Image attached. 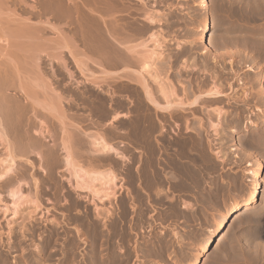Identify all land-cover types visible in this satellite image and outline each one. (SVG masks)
<instances>
[{"label":"bare ground","instance_id":"1","mask_svg":"<svg viewBox=\"0 0 264 264\" xmlns=\"http://www.w3.org/2000/svg\"><path fill=\"white\" fill-rule=\"evenodd\" d=\"M182 1H184V3L186 4V2L188 3V1L190 0H182ZM195 1L196 2L193 3V6L198 7V9H200V12L202 13V16H200L201 17L200 18L201 27L199 29L197 28L198 29L197 31L202 32L203 34V32L209 30V18H210L209 11H210V5H211L212 0H195ZM151 2L152 3H149V0H0V150L3 151L2 153L3 157L0 159V162L3 163L0 166V192L7 193V195L12 196V197L17 195L18 193H20V195H23L24 191L22 189V186L31 185L34 188L35 192L32 194L31 191L27 189L29 187H27L26 188L27 192L26 194H24L22 202H25V203L32 202V203H35L34 207L36 206L38 207L39 206L38 198L41 194L40 192L43 190L45 193L44 188L40 191L41 184L43 185L45 183L43 181L45 179L42 180L40 176H43V178H45L46 176L48 179H54L52 177L54 175L51 176V174H53V172L57 168L61 167V169H63V171L67 172L68 174V178H66V181L71 184L72 190L75 193L77 192V194H75L77 196L76 198L74 197V199L77 200L78 198L82 200L83 206H84V202L89 203L92 206V207H90V205L84 206V210H82V213L80 214L78 218L79 225H80V229H78V231H81L83 235L87 234L88 237H95V235L97 234L96 231L98 229L96 230V228L98 226L97 224L98 221H96V219H98L99 217L102 219L109 218L112 214H114V210L116 211V209L112 207L111 201L114 199H117L118 197V194L115 190V182L117 181L118 177L114 174V172L110 168H107L106 170L99 171V172L98 171H87V170L88 169L92 170V167H93L92 164H95L96 162L98 163L100 161L107 162L108 160H110V155L116 156L120 159L123 158L127 160V162H129V160L131 161L130 158L135 157V156H130V158L126 157L125 155H123L122 151H120L118 148L112 145L111 140L114 139V137H112L114 136L113 132H111L112 130H109V128L105 129L103 132L99 130V128L100 129L102 128L101 124L103 123L104 120H108L109 123L117 121L118 125L116 127L124 128L125 130L124 133L126 134L125 138H127L128 136L129 138H131L133 142H135V144L139 145L142 149L144 148V151L143 150L142 151L146 155L143 153V155H145V159L142 158L144 159V162H143V166H141L143 168L141 169L143 170L142 172L143 174L142 173L141 174L145 176V179H144L146 181V183L144 181L145 185L147 184L149 186V187L147 186L148 188L146 189H149L150 187H153L155 185L157 186V184H160L161 186V184H164V183L166 184L167 182L173 183L177 186L181 182L182 183L184 182L186 184L185 179L187 180V177H190L191 179V177L195 175V173L197 172L196 167L198 166V163L196 164L195 160L199 159L197 158L199 156L198 155L199 151L197 152V149H196L198 148L199 143L198 145H196L197 147L193 144L192 146H190V144L184 139L186 135L185 133L181 134L182 136L183 134H185L183 137L180 135L182 138L178 136L179 133L177 131L179 130V128L183 126L184 130L186 131L188 130V132L192 131V133L196 135V140L197 138L200 139V137H201V140H204L208 136L202 139V136H203L202 134H204L205 136V133L206 135L207 133H211V135L214 136L213 140L214 141L216 140V142H213L212 139L211 140L207 139V142L205 143L206 145L205 149L207 148L209 149L212 147V145H215L217 143L218 147L216 148L217 150L215 151V155L221 160H224L225 159L224 155L226 152H223L224 144H225L223 140H225L226 138H224L225 135L223 134V132L226 131L225 129L228 128V124H229V122L225 118V116H227L226 112H228V110L225 109L226 108L225 105L228 106V104L229 105L233 104L237 106L239 104L244 103L247 96L250 98L249 92H246L247 94L244 92H243L244 94L242 93L244 95V98L242 97V95H241L242 98L239 97L240 93H237L236 92L237 90L234 89L236 86L232 88V85L234 84L233 79H230V81L228 80L224 81L226 80L225 77H217L219 76L220 73H223V71H225L224 68L226 67H224V65L228 60L226 61L224 58H222L223 56L222 57H218V56L215 57V56L217 54L221 55L222 53L223 55L224 54L226 55V53L229 54L228 52H231L232 50L238 54L241 52V50L243 51V49L233 48V49H230L231 50L230 51L228 50L229 47L224 48L225 45H223V49H217V47L215 46L222 45L218 41L216 45H215L216 41L213 42L215 48L213 47L214 49H212L210 48L211 45H209V44H212V43H209V41L210 42L213 41V40H210L211 38L210 39L208 38V40L206 41L205 39L206 37L203 39V37L200 38L199 36L197 37L196 35L198 39L200 38L202 42L204 41L203 44L200 41V43L204 47H201L202 45L200 46L198 44L199 47H201V50L203 49L201 51L199 48L201 53L204 54L208 51V56L207 57L205 56L207 59H204L205 62L202 60L203 62H200L202 63L201 66L198 65L199 58L198 60H196L198 64L196 61L193 62V60L196 57L195 55H192L194 50H196L194 49L192 51V48L194 46L193 47L191 46L193 44L191 46L184 47L183 45L185 41L180 42L178 40L179 43H177L174 49L168 48L169 46L168 43H171V41L165 37L166 35H164V33L167 34L164 31L165 29L163 27L160 28L161 27L160 25H162L163 22H166V24L168 22L169 24L175 23V22L180 23V21L176 19L175 20L171 19V21H167L166 17H167L168 12H171L173 9H180V10L182 9L183 11L185 9L184 13L188 14L190 12L189 11L190 9L188 10L189 6L185 7L179 4L178 2H176V4H172L173 2L172 3L167 2L164 4L165 0H151ZM244 3H246V1ZM249 3H248L249 6L252 5ZM159 4L161 6L163 5L166 8V12H163L162 10H158L156 8V6H159ZM241 6H243V2ZM252 7L250 6L249 9H251ZM178 12L179 11L177 10V12L175 11V13H172V14H176ZM177 15L180 16L181 14L180 15L177 14ZM189 15L191 14L189 13ZM180 19L182 20V16ZM233 24H231V26H233ZM178 27L176 28L180 30ZM173 28L174 27H172V30H175ZM180 28H183V27H180ZM190 28L193 31V28L192 27ZM185 30L187 34L192 33V32H189L190 29L188 31L187 29ZM216 30L217 29H215V31ZM168 31L170 32V29ZM176 32L178 31L176 30ZM176 32L174 31V33ZM174 33L171 32V34H167V35H173ZM183 33H182V37H183ZM211 33H212L211 35L213 36L214 31ZM225 34L227 33L225 32ZM223 36L225 35L223 34ZM247 36H253V35H247ZM261 36L263 37V35H260L258 37H261ZM191 37L192 36H190V38ZM219 37H221V35H219ZM229 37H232V36H229ZM241 37L243 36H240V39ZM262 37L260 38V41L261 39L263 40ZM217 38L218 36L216 37V39ZM224 38L226 39V41L224 40L223 44H225V42L230 43L229 41H227L228 38L226 37ZM179 39H182V38H179ZM235 39H238V38H235ZM235 39L234 41H236ZM244 39L246 38H243V40ZM219 40L222 41L223 39L222 40L219 39ZM247 40L248 39H246V41ZM239 42H241V40ZM238 44L239 43L237 42V45ZM258 44L259 42H257V45ZM198 45L196 47H198ZM257 45L254 44V46H257ZM262 45L264 46V44ZM246 46H248V44ZM258 46H260V44ZM235 47H236V42H235ZM248 47H251V45ZM220 48L222 47L220 46ZM244 52L243 54L245 55ZM254 52H255V49H254ZM254 55L256 56V53ZM199 56L202 57L201 55ZM258 56L260 59L261 58L264 59V51L261 50ZM248 57L250 58L251 56H247V58ZM202 58H204V56ZM253 59L255 58L253 57ZM260 59L259 61H262ZM242 60H243V57H242ZM250 60L252 62V59ZM242 62H244V60ZM251 62H249L250 65H252ZM252 63H255V61H253ZM238 64L240 63L238 62ZM238 64H236V62L234 63V65H238ZM202 65L204 66L202 67ZM263 65L264 64H262V67ZM195 66L197 67V69L199 67H202V69L200 68L201 71L202 72L206 71L207 74L205 73L204 75H207V76L204 77L202 75H196L198 77L201 76L203 78L199 80L198 79L195 80V76L193 74L194 76L192 77L193 80L189 81L186 79L191 76L186 75L187 77L185 78L184 77L185 74H183L184 75L183 77L185 78L184 81H187L186 83L188 84L186 83H185L186 85L184 84V87L181 88L182 92L181 91L177 92L175 89L176 85L174 86V83L176 84L178 83V85H180L179 82L181 80L183 81V77L181 78L182 76L181 73L183 71H187V72H190L191 70L193 71V69L196 68ZM247 67L249 71L250 70L254 71V69H252V66L250 67L248 65ZM259 67L261 66H258V68ZM230 70H232L231 67H230ZM194 71H196V74L200 72V71L198 72L196 69H194ZM239 77L240 78H234L235 80H237L236 82H238L236 83V85L237 86L240 85L239 87H242V88L246 87L244 86L245 85L244 81L246 80L242 81L241 76ZM179 78H181L180 81H179ZM250 80L251 78L249 79V81ZM262 80L264 81L263 75L257 76L253 82L257 83V85H259L258 82H260V85H261ZM104 85H107L108 87L107 90L104 89L103 87ZM225 85L227 86L229 90L231 89L230 92L224 91L225 88L223 90V87ZM251 85L253 84L248 85V87ZM179 87H181V85ZM255 87H258V86H255ZM260 87L264 88V85ZM257 89L258 88H256L255 90L254 88L255 91L254 90L253 91L255 93L253 91L251 92H253L254 95L258 94V96H255V97L253 95L252 96L255 99L257 97V100H260L261 102V100L264 98V94L260 90H257ZM233 91L234 93H232ZM240 91H241V88H240ZM176 92L177 93L181 92L182 94L179 95ZM65 97H68V98L65 99ZM114 99H115L114 101L115 103L113 104ZM256 102H259V101H256ZM251 103H252V100L250 101V105ZM65 104L67 107L65 106ZM262 105L263 104H261V106ZM257 106L258 105L255 106V109L251 111L250 114L255 115L257 112L260 114L262 118H264V111H262ZM81 107L86 108L88 110V113L82 116H79V114L77 115L76 111H78ZM245 107L247 109V106ZM67 109L71 110L72 112L70 117L67 116ZM195 111H197V113L199 111V113H201V117H197L198 115L196 116V114L194 115ZM235 112L233 113L236 114L237 112L236 113ZM234 114H232L233 117H234ZM232 116H230L231 119H232ZM250 116L249 115L246 116L247 117L246 119L244 116L243 118L245 119L243 121L244 128H246L248 124L253 123L251 120L252 117L250 118ZM176 119L179 121L176 122L175 121ZM235 123H236V120H235ZM189 124H191V126ZM90 127H95L97 130L92 131V132L91 131L87 132L88 128ZM232 127L230 128L231 136L235 133H238V130ZM83 128H85L86 130ZM153 132H155L156 134L155 133L153 134ZM167 132H169L170 135H168ZM189 133L192 135L191 132ZM258 133L259 134H256L254 136L252 135L250 140L248 139L249 140L248 143L246 142L247 146H249L250 148H254V147L264 148L262 147L264 146V131H262L261 133L260 132ZM156 136L158 137V140H156L158 142L156 145H153L155 141L154 142H151V141L155 140ZM49 140H51V144H48L46 142ZM192 140L195 141L193 138ZM127 144L130 147L131 143L127 142ZM159 145L161 147H159ZM205 145H203L202 147H205ZM132 149L133 148H131V150ZM160 150H163L164 152H166L165 154L166 157L163 159L165 163L167 164V166L169 167L168 169L171 168V170H166L165 171L166 173L160 170L162 169V167H160L159 164L160 165L162 164L161 163L158 164L159 162L158 156L162 154L159 152ZM193 150L196 151V154L191 155ZM135 151L140 153L141 149L139 150L135 149ZM156 152L159 154L158 156ZM179 152L184 153V154L188 153L192 157L188 156V154L187 155L183 154L185 157L188 156L191 159H189V161L183 160L184 158L180 160ZM200 155L202 156V154ZM195 156L197 159H194ZM207 160L209 159L207 158ZM22 162H24L25 164L28 163L29 168L31 169L30 172H28L29 168L27 167V165L25 166V164H23ZM81 162L86 164L88 168L87 170L83 168V165L81 164ZM134 162L132 161V163ZM184 162H187V163H184ZM129 166L130 167L127 166L128 169L133 168L131 167V163L129 164ZM137 167L134 166V168H137ZM134 168L133 170H135ZM198 168L199 167H197V169ZM130 171H129L130 175H132L133 172L135 174V171H132V173H130ZM259 171L260 170L257 168L256 171L253 173L254 181L256 180L254 182V189L247 196H245L242 201L236 200L237 202H235L230 207L228 214H223L222 216L218 217L217 220H215L214 223H216L217 226L222 225V228L219 234H217V236L212 240L210 244L207 241L202 246L203 250H209L212 247L213 249H217V250L220 249L221 253H223L222 248L225 247L226 243H228L227 241L229 239V235L232 231L233 226L236 223H238L241 219H243L244 217H249L247 219H250L249 221L251 222L254 221V219H252L255 216L253 214L254 213L253 208L258 202L259 197L263 195L261 184L259 183L257 179L259 177V173H260ZM37 173H39L40 175L39 180L37 179L38 177L34 178L35 174ZM205 173H206V170H205ZM198 176L199 175H197V178H199ZM182 177L185 179H183ZM140 178H142V176ZM180 178H181V182L179 181ZM130 179H131V182L132 181L135 182V179L132 180L133 178H129V183H130ZM136 179L138 180V178ZM190 179L188 178V181ZM200 180H201V177H200ZM192 181L193 180H191L190 182ZM193 182L190 185L193 186ZM202 182L203 181H201V183ZM96 184H99V186L97 187ZM132 184L134 185L132 186ZM135 184L136 183H131V186L141 187V184L139 185L137 184L135 185ZM187 185H188V182H187ZM69 188L66 191L69 193V195L71 194L73 196V191ZM158 188L160 190L156 189V187H155V190H153V188L151 189L153 192H157V194L159 193V191L160 192L164 191L160 187ZM182 188H185V186H183ZM200 188L199 190H201ZM203 188L205 187L203 186ZM139 189L140 188H138V190ZM135 190H133L134 193H135ZM137 191L135 194L132 192L134 199H135V195H137V193L139 192ZM144 191H146L145 187H144ZM152 191L151 193H153ZM165 191L162 193L163 195ZM79 193H85V195H82ZM148 193L149 192L147 191V195ZM151 193L149 194L150 195L149 198H152ZM138 194L140 195V193ZM139 195L138 197L140 198L143 194L141 196ZM169 197L164 195L163 198H165L166 200L168 198V200L171 201V202L169 201V203H172V200H171L172 197L171 196ZM159 199L161 198L159 197ZM121 200L122 199H120V201ZM125 200L126 199H124V201ZM143 200L145 201V199ZM143 200L142 201L138 200V201L143 203ZM106 202L109 205L108 207L105 206ZM139 202L138 204L140 206ZM126 203L124 205H126ZM128 205L129 203L127 204V206ZM189 205L190 204H186V202L183 203V205L181 206L182 208L181 212L183 210H191L195 212L194 208H191ZM124 208L126 207L124 206ZM133 208L135 209V207ZM262 211L264 212V209ZM31 213H32L31 211L27 212L26 214L27 217H30L28 216V214L30 215ZM190 214H187V217L188 215L190 216ZM192 217H193V214H192ZM257 219L258 217H256L255 218L256 221H254L256 224H257V221H260L259 219L258 220ZM184 223H186V221H184ZM260 223L262 222H259L258 224ZM118 229L119 228H117V230ZM255 229L256 227L253 230L254 232H255ZM123 231H125V229ZM214 231L215 230H212V234L214 233ZM124 233H126V231ZM173 235L175 236L174 238L176 239V241H179L180 239H182L177 234V232H175V230L173 232ZM261 235H262L261 229L259 228V229H256V232L253 234V237L258 238V237H261ZM246 237H244V240H243L244 242L242 241L243 243H246V240H247L245 239ZM8 239L9 237L7 238V240ZM83 239L81 238V240ZM152 239L149 241H152ZM250 239L252 240V238ZM140 240L138 241L140 242ZM254 240L255 239H253L252 241ZM146 241L148 240H145V242ZM247 241L250 242L248 244H251L252 242V241H249V239ZM260 241H261V238H260ZM145 242H142V243L144 244ZM161 242L162 240H159V237L157 240H155L156 244L158 243L160 244ZM256 242L257 240L255 242H252V244ZM166 243H169V242H166ZM2 244L3 243L0 242V250H4V249H1V247L3 246ZM151 245H149L148 248H150ZM188 245H190V243ZM263 245L264 244H262L260 248L264 249ZM251 246L252 245H250V247ZM255 246H253L252 249L255 248ZM34 249L36 251L40 250L38 249L37 245H35ZM141 249L142 248H140V251ZM258 249L259 248H257V250ZM147 250L149 252L152 251V250L150 251L149 249ZM163 251L164 250H162V252ZM250 251L252 250L250 249ZM114 252L112 251V253ZM149 252H148V255L151 254ZM261 252L259 253L261 254ZM259 253L258 254L256 253V254L259 255ZM159 254H162V253L159 252ZM254 254L255 253H253V255ZM221 255H224V254H221ZM239 255H241V252ZM243 255L245 256V254ZM243 255H241V257ZM255 255H254L255 257L254 262L256 263L257 256ZM0 256H2V254ZM141 256L143 257V255ZM150 256L149 257L147 256V257L150 259ZM159 256L160 255H158V257ZM244 256L242 259L246 260L247 256L245 257L246 259L244 258ZM249 256L250 255H248V257ZM196 257L197 256H195L193 260L189 262L188 264H209L208 256L203 258L202 261L199 260L198 262H197ZM258 257H260V255ZM3 258L4 257H2L1 259ZM105 258L103 257V259ZM110 258H111L110 263L119 264L122 262V260H126L125 258L127 257H120V254H115V255L113 254V257H110ZM249 258H248V261H246V263L249 262L250 260ZM251 260H252L251 262H253L254 258H251ZM100 261L98 260L99 263ZM235 261H238V260H235ZM240 261H243V260L240 259ZM259 261L261 262L263 260L261 259ZM157 262H159V260H157ZM1 263L4 264L2 260H1ZM145 263H146V260H145ZM262 264H264V261Z\"/></svg>","mask_w":264,"mask_h":264},{"label":"rangeland","instance_id":"2","mask_svg":"<svg viewBox=\"0 0 264 264\" xmlns=\"http://www.w3.org/2000/svg\"><path fill=\"white\" fill-rule=\"evenodd\" d=\"M245 1H246V3H244ZM250 1L249 0H212L211 5H210V11L211 12L209 11V13H210L209 30L203 32V34H202V32L197 31L201 27V22H200L201 17L200 16H202V13L200 12V9H198V7L193 6V3L196 2L195 0H193V1L190 0V1H188V3L186 2V4L182 0H179V1L178 0L177 1L176 0H170V1L165 0L164 4L167 2H171V3L173 2L172 4H176V2H178L179 4H181L185 7L189 6L188 10L190 9L189 13L191 15H189V13L185 14L184 13L185 9H184V11L182 9L181 10L180 9H173L172 10L173 12L172 11L168 12V14H170V15H168L166 13L167 14L166 20L171 21V19L172 20L176 19V20H179L180 23L175 22V23L169 24V22H168L167 23L168 25H167L166 22H163V24L160 25L161 27L159 26L160 28L163 27L165 29L164 31L167 34H171V32L174 33V31L176 32V30H172V27H174L173 29H176V27L179 26L178 28L180 30H177L178 32L174 33L173 35H167L164 33V35H166L165 37L171 41V43H168L169 46L167 44L166 45L168 46V48L174 49L175 46L177 45V43H179L178 40L180 42L185 41L184 45H183L184 47L191 46L193 44L191 46V47L194 46L192 48V51L194 49H196L192 53V55L196 56L195 59L193 60V62L198 60V58H199V60H198L199 64L197 61L196 62L200 66L202 64L200 62H203L204 59H207L206 57L208 56V51L206 52L207 54L201 53V51L203 50V49L201 50V47H204L202 45L204 41L203 42L201 41V39H200L201 37H203V39L206 37L205 38L206 41L208 40V38L209 39L211 38L210 40H213L212 42L209 41V43H212V44H209L212 46V47L210 46V48H212V49H214L215 47H217V49H223V45H225L224 48L229 47L228 50L233 49V48L234 49H243V51L241 50V52H240L242 54H240V53L237 54L233 50L232 51L230 50L234 54L231 52H228L230 54V56H229V54L226 53V55L228 57L225 54L223 55V53L221 55L217 54L215 56V57H217V56L222 57L223 56L222 58H224L226 61L228 60L224 65V67H226V68H224L225 71H223V73L218 72L220 74L217 77H225L226 80H224V81H227V80L230 81V79H233V83H234L233 85L234 86L232 85V88H234L236 86L234 89L237 90L236 91L237 93H240V96H239L240 98H242V97L244 98L243 94L246 92H249V96H250V98L248 96H247V98L245 97L246 100L244 102L245 104L242 103L243 105L239 104L236 106L233 104L232 105L228 104V106L225 105L226 108L224 106V108L226 110H228V112H226L227 116H225V118L229 122L228 128L225 127L226 131L223 132V134L225 135L224 138L227 139V141H226V139L223 140V142L225 143L223 152H226L224 155L225 159L223 158L224 160H221L220 158L216 157L215 151L217 150L216 148L218 147L217 143L215 145H212L211 148H209V149L207 148L208 150L205 149L206 148L205 143L207 142V139L208 140L214 139V136H212L211 133H207V135H206V133L204 132L205 136H204V134H202L203 135L202 139H204L206 136H208V137H206V139H204L205 141L201 140V137H200V139L197 138V140H196V135L193 134L192 131H189L192 133V135H191L188 132V130L187 131L184 130L183 126L180 127L179 130L177 131L179 133L178 136H180L182 133H185L186 135L183 134V136L185 135L184 139H185V141H187L190 144V146H192V144L196 146V145H198V143H199L198 148L201 146L200 147L201 149L196 148L197 152L199 151L198 152L199 156L197 157L199 159H197L196 156L194 159H197V160H195V163L196 164L198 163L197 167H199V168L202 167V168L197 169V167H196V171H197L196 173L197 174L195 173V175H193L191 177V179H190V177H187V180H186L185 178L182 177L183 179H185L186 184L184 182L183 183L181 182V178L179 181L182 183V185H181V183L180 184L178 183L179 185L176 186L175 184L168 183V182L166 184L165 183L161 184V186H160V184H157V186L160 187L162 190H164V191L166 190L164 193L165 196H168V197L171 196L172 197V199H171L172 203H169L170 200H168V198H167V200L165 198H163L164 195L162 193L164 191H161V192L159 191L158 194H157V192L152 191L151 188H153V190H155V187H156V189H159L156 185L153 187H150L149 189H146L149 186L147 184L145 185V183H146V181L144 180L145 176L142 175L143 170H141V169H143L141 166H143V162H144L145 155H146L143 152L144 148L142 149L139 145L135 144V142H133L131 140V138H129L128 136H127V138H125L126 134L124 133V131H125L124 128L116 127L118 125L117 121L109 123L108 120H104L102 123L104 125L101 124L102 128L101 129L99 128V130L102 132L108 128H109V130H112L111 132H113V135H114V136H112V137H114V139L111 140L112 145L115 146L116 148H118L120 151H122L123 155H125L126 157L130 158V156H135L134 158L137 159L136 160L132 157V158H130L131 161L129 160V162H127V160H125L123 158L120 159L116 156L110 155V160H108L107 162L100 161L99 163L96 162L95 164H92L93 165L92 170L88 169L86 164L81 162V164L83 165V168L86 170L88 169L87 171H98L99 172V171H104L107 168H110L114 172V174L118 177L117 181L115 182V190L118 194V197H117V199H114L111 201L112 207L116 209V211L114 210V214H112L109 218H106V219H102L100 217L98 219H96V221H98L97 222L98 226H97L96 230L97 229L98 230L96 231L97 234L95 235V237H88L87 234L83 235V233L81 231H78V229H80L78 218H79L80 214L82 213V210H84V206H89L90 204L84 202V206H83L82 200H80L78 198H77V200L74 199V197L76 198V196H77V195H75V194H77V192L75 193L72 190L71 184L66 181V178H68L67 172L63 171V169H61V167L57 168L53 172V174H51V176L54 175L52 177L55 180L54 179H48L45 176V174H44L45 178H43V176H40L39 173H37V174H35L34 178L38 177L37 179L39 180V176H40V178L42 180L45 179V180H43L45 183L43 182L44 184L43 185L41 184V187H40V191L44 188L45 193L43 190H42L43 192L42 191L40 192L41 194L39 193L40 196L38 198V200H39V206L38 207L37 206L34 207L35 203H32V202H30V203L29 202H27V203L22 202L24 194H26V192H27V189L29 191H31L32 194L35 192L34 188L31 185H23L22 186V189L24 191L23 195H20V193H18L17 195L12 197V196L7 195V193L0 192V233L2 234V235L0 234V242L3 243L2 244L3 246L1 247V249H4V250H0V255L2 254V256H0V264H3V263H1V260H2V262H4V264H20V263L21 264H112V263H110V261H111L110 257H113V254L114 255L120 254V257H127L125 259L127 261L128 260L129 261L127 262L126 260H122V262H121L122 264H142V263L143 264H148V263L149 264H156V263L157 264H188L189 262H191L193 260V258L195 256H197L196 257L197 262L199 260L202 261L203 258L208 256L209 264H238L239 262L241 264H245L246 261H248L249 257L254 258V260H253V262H251L252 260H251V258H249L250 260H249V262H247L248 264H250V263L262 264L263 263V261H264V258H263L264 257V255H263L264 249L260 248V246H262V244H264L263 243V241H264V238H263L264 237V235H263L264 234V232H263V230H264V228H263L264 227V212L262 211L264 209V148H261V147L250 148L249 146L246 145V142L248 143V141L250 140L252 135L254 136L256 134H259L258 132L261 133L262 131H264V118H262L260 116V114L257 112L255 115L250 114V112L255 109L256 105H258L257 107H259L262 111H264V108H263L264 107V103H263L264 98L263 99L261 98L263 100V102H262V100H261V102H260V100H257V97H256V99L254 98L255 96H258V94L254 95V93H255L254 91L256 90V88H258L257 90H260L264 94V90H263L264 88L260 87V86L264 85V81L262 80L261 85H260V82H258L259 85H257V83H255V82H253L257 76H262V75L264 76V73H263L264 72V65L262 67V64H264V61H263L264 59H262V58L260 59L258 56L261 50L264 51V46L262 45V44H264L263 43L264 42V7H263L264 6V4H263L264 0H250ZM262 1H263V3H262ZM242 2H243V6H241ZM255 2H256V4H255ZM149 3H152L151 0H149ZM239 3H240V5H239ZM248 3L252 4V5H250L251 7L254 6V4H255V6L252 7L251 9H249L250 6L248 5ZM191 6L194 8H192ZM242 7H243V9H242ZM156 8L158 10H162L163 12H166V8L163 5L161 6L159 4V6H156ZM177 10L179 11L178 13L172 14V13H175V11L177 12ZM198 10H199V12H198ZM191 11H192V13H191ZM239 11L241 14L239 13ZM241 11H243V12H241ZM244 11H246V12H244ZM177 14H179V15L181 14V15L178 16ZM232 15H233V17H232ZM181 16H182V20L180 19ZM235 16H236V18H235ZM188 17H190V18H188ZM236 19L238 20V22ZM239 19H240V21H239ZM191 21H193V22H191ZM233 23H235L236 25ZM231 24H233V26H231ZM170 25H171V27H170ZM172 25H174V26H172ZM184 26H186L187 28ZM166 27H167V29H166ZM180 27H183V28H180ZM190 27L193 28V31ZM169 29H170V32L168 31ZM185 29H187V31L190 29L191 31L189 30V32H192V33L187 34ZM215 29H217L216 30L217 32L215 31ZM64 30H66V29H64ZM161 30H163V29H161ZM194 30L196 33L194 32ZM182 31L183 32L185 31V32L183 33ZM213 31H214V34L212 36L211 32H213ZM227 31H229V32H227ZM215 32H216V34H215ZM222 32L225 36H223ZM225 32L227 34H225ZM178 33H180L181 35ZM182 33H183L184 38L182 37ZM232 33L234 34L235 37L233 36ZM241 33L244 35H242ZM204 34H206V35H204ZM259 34L263 35V37L261 36L263 38V40L261 39V41H260L261 37H258V36H260ZM188 35H189V37H188ZM196 35H197V37L199 36L200 38L198 39L196 37ZM219 35H221V37H219ZM247 35H253V36H247ZM190 36H192V37L190 38ZM217 36H218V38L216 39ZM222 36H223V38H222ZM227 36L228 37L232 36L233 38L232 37L228 38ZM240 36H243V37H241V39H240ZM178 37L182 38L183 40L179 39ZM212 37H213V39H212ZM224 37L228 38L227 41H229L233 45L228 43V42H225V44H223V41L224 40L226 41V39ZM252 37H254L255 40ZM194 38H196L197 40ZM235 38H238V39H235ZM243 38H246L248 40L247 41H246V39L243 40ZM219 39H221V40L223 39V40L220 41ZM234 39L236 41H234ZM238 40L239 41L241 40L242 43L239 42ZM256 40H258V41H256ZM196 41H197V43H196ZM200 41L202 42V44L200 43ZM214 41H216L215 45L217 44V41L219 43H221L222 45H220V46L222 48H220L219 45L214 47V43H213ZM245 41H246V43H245ZM251 41H252V43H251ZM235 42H236L237 48L235 47ZM237 42L239 43L238 45H237ZM248 42L250 43L251 47H248V46H250ZM257 42H259L260 46H258L259 44L257 45ZM198 44L200 46L201 45L202 46L199 47ZM242 44L244 45V47ZM247 44H248V46H246ZM254 44L257 45L258 47L254 46ZM197 45H198V47H196ZM199 48L201 51L199 50ZM247 48L249 51L247 50ZM217 49H215V50H217ZM254 49H255V52H254ZM256 49H257V51H256ZM252 50H253V52H252ZM243 52L245 53V55L243 54ZM255 53H256V56L254 55ZM209 54H210V52H209ZM235 54H236V56H235ZM199 55H201L202 57L204 56V58L200 57ZM232 55L235 57H233ZM247 56H251L252 58L251 57L247 58ZM242 57H243L244 62H242L243 61ZM253 57L255 59H253ZM200 58H201V60H200ZM256 58H258V59H256ZM250 59H252V62L255 61V63H252ZM259 59L262 61H259ZM225 60H224V62H225ZM237 60H239V61H237ZM247 61H248V63H247ZM235 62H236V64H238V62H239L241 65L240 64L234 65ZM249 62H251L252 65H250ZM259 62H260V64H259ZM246 64H247V66L248 65L250 67L252 66V69H254V71L250 70L251 71L250 72L248 67L246 66ZM203 66L204 65H202V67ZM229 66L231 67L232 70H230ZM237 66H239V67H237ZM258 66H261V67L258 68ZM202 67H199L198 69H197V67L194 68L198 72L200 71L197 74H196V71H194V69H193V71L191 69H190L191 71L188 70L191 73L187 72V71H183L181 73V75H182L181 78L184 76L183 74H185V76H184L185 78L187 77L186 75L191 76V77H188L186 79L189 81H192L193 80L192 77H194V76H195V80H197V79L199 80V79L203 78L201 76H199L200 77L199 78L196 75H202L204 77L207 76V75H204L206 73V71H203V72L201 71ZM227 69H228V71H227ZM239 70L240 71L242 70V71L240 72ZM229 71H231V72H229ZM256 72H258V73H256ZM189 73H190V75H189ZM193 74H194V76H193ZM229 74H230V76H229ZM239 76H241L242 81L246 80V81H244V84H245L244 86H246V87L242 88V87H239L240 85H238V86L236 85V83H238V82H236L237 80H235L234 78H240ZM184 77H183V81L181 80V78H179V81L181 80L182 82H184V83H182L181 81L179 82L181 87H179L180 85H178V83L177 84L174 83V86L176 85L175 89L177 92L178 91L182 92L181 88L184 87V84L187 82V81H184V79H185ZM246 78L248 79V81ZM250 78H251V80L249 81ZM78 79H80V78H78ZM252 79H253V81H252ZM221 80H223V79H221ZM221 82H223V81H221ZM186 84H188V83H186ZM250 84H253V85L248 87V85H250ZM255 86H258V87H255ZM103 87L105 90L108 89L107 85H104ZM177 87H179V88H177ZM259 87H260V89H259ZM224 88H225V90H224ZM226 88H227V86L225 85L223 87V90L230 92L231 89L229 90L228 88L227 89ZM240 88H241V91H240ZM254 88H255V90H254ZM177 89H179V90H177ZM251 91H253L254 93ZM181 92L177 93V94L181 95L182 94ZM232 93H234V91ZM241 95H242V97H241ZM66 98H68V97H65V99ZM251 100H252V103L250 105ZM114 101H115V99L113 100V104L115 103ZM256 101H259V102H256ZM260 103L263 105L261 106ZM65 106H66V104H65ZM245 106H247V109ZM238 107H239V109H238ZM250 108H251V110H250ZM236 110H238L239 112ZM243 111L245 112V114ZM76 112L75 113L77 115L79 114V116H82L84 114H87L88 110L86 108L81 107ZM233 112H235L236 114H234ZM71 113H72L71 110L67 109V116L68 117L71 116ZM238 113H240L241 115ZM195 114H196V116L198 115L197 117H201V113H199V111H198V113H197V111H195L194 115ZM232 114H234V117L232 116ZM243 115L245 116V119L247 118L246 116H248V115L249 116L251 115L250 118L252 117L251 120L253 123L248 124V126L246 128L243 127L244 126L243 121L245 120V119H243L244 118ZM228 116L229 117L232 116V119H231V117L229 118ZM235 120H236V123H235ZM237 120H238V122H237ZM175 121L177 122L179 120L176 119ZM189 125L191 126V124H189ZM232 125H233V127H232ZM231 127L236 128L238 130V133H235L231 136V133H230ZM83 129H85V128H83ZM96 130L97 129L95 127H90V128H88L87 132H89V131L92 132V131H96ZM154 133L155 132H153V134ZM167 133H168V135H170L169 132H167ZM187 134H188V136H187ZM190 136H192V137H190ZM194 136H195V138H194ZM228 136H229V138H228ZM186 137H187V139H186ZM192 138L196 142L193 141ZM156 140H158L157 136L155 137V140L151 141V142L155 141L153 145L157 144L158 141H156ZM189 140H190V142H189ZM199 140H200V142H199ZM202 141L204 144L202 143ZM46 142L48 144H51V140L46 141ZM127 142L131 143L130 147L127 144ZM213 142H216V140L215 141L213 140ZM203 145H205V147H202ZM134 147H136V148H134ZM159 147H161V146L159 145ZM262 147H264V146H262ZM131 148H133V149L131 150ZM135 149H137V150L141 149V152L139 153V152L135 151ZM129 150H130V152H129ZM131 151H133V152H131ZM162 151L163 150L159 151L162 154L159 155L158 151H157L158 153L156 152V154H157V156L159 155L158 156V158H159L158 164L159 163L162 164V165L159 164V166L162 167V169H160V170L162 172L166 173L165 171L171 170V168L168 169L169 167L167 166V164L165 163V161L163 159L166 157V155H165L166 152H164V151L162 152ZM2 153H3V151L0 150V159L3 157ZM143 153L145 155H143ZM179 153H180V160H182L184 158L183 160L189 161V159H191L190 157H192L187 153L188 156H190V157L186 156L187 157L186 158L184 155H187V154H184L181 152H179ZM156 154H155V156H156ZM181 154L182 155L184 154V155L182 156ZM192 154H196V151L193 150L191 155ZM200 154H202V156ZM200 156L203 158H201ZM206 157L209 160H207ZM31 158H33V157H31ZM142 158H144V159H142ZM132 159H134L135 162ZM123 160H125V161H123ZM132 161L135 164L132 163ZM138 161H139V163H138ZM22 163L25 164L24 162H22ZM130 163H131V167H133V168H134V166L135 167L138 166V167L134 168L135 170H133V168L128 169L127 166L130 167L129 166ZM136 163H137V165H136ZM184 163H187V162H184ZM2 164L3 163L0 162V166ZM138 164L140 165V167ZM26 165L29 168L28 163L25 164V166ZM204 166H206V167H204ZM138 168H140V169H138ZM257 168L260 170L259 171L260 173L258 172L259 177L257 179H258L259 183L261 184V189L263 190L262 191L263 195L261 197H259L258 202L256 203L255 207L253 208V212H254L253 214L255 216L254 215H252V216H254L255 218L258 217V219L260 221H257V224H256L254 222V221H256L254 217L252 218V219H254V221H252V222L249 221L250 219H247L249 217H244L238 223H236L233 226L232 231L229 235V239L227 241L228 243H226L225 247L222 248L223 253H221L220 249H218L219 250L218 251L217 249H213L212 247L209 250H203L202 246L207 241L210 244L212 242V240L217 236V234H219V232L222 228V225L217 226L216 223H214L215 220H217V218L222 216L223 214H228L230 207L235 202L242 201L244 199V197L247 196L254 189V182L256 180L254 181L253 173L256 171ZM30 170L31 169L29 168L28 172H30ZM128 170L129 171L131 170L130 173H132V171H135V174L133 172L132 175L133 174L134 175L133 176L130 175ZM202 170H204V171H202ZM205 170H206V173H205ZM139 175H140V177L142 176V178H140ZM197 175H199L198 176L199 178H197ZM202 176H203V178H202ZM200 177H201V180H200ZM129 178H133L132 180L135 179V182L134 181L131 182V179H130V183H129ZM136 178H138V180ZM188 178L190 179L189 181H188ZM191 180L194 181V182L192 181L194 187L192 185H190V184H192V182H190ZM199 180H200V182H199ZM144 181H145V183H144ZM201 181H203V182L201 183ZM187 182H188V185H187ZM196 182H198V183H196ZM131 183H136L137 185L141 184V187H139V186L132 187L134 184H132V186H131ZM197 184H199L200 186ZM186 185L188 186V188ZM96 186L98 187L99 184H96ZM183 186H185V188H182ZM203 186L205 188H203ZM27 187H29V188H27ZM144 187H145L146 191H144ZM198 187L199 188L202 187V188H200L201 190H199ZM68 188L73 191V196L71 194L69 195V193L66 191ZM138 188H140V189L138 190ZM189 188H191V189H189ZM192 188H194V189H192ZM132 189L133 190L136 189L135 193L137 190L139 191V192L138 191L137 192L140 193V195L138 193H137V195H135V199L133 196L134 192ZM150 190L153 193H151ZM147 191L149 192L148 195H147ZM42 193H43V195H42ZM150 193L152 194L151 195L152 198H149ZM79 194L85 195V193H79ZM153 194H154V196H153ZM138 195L139 196L142 195L140 197L141 199L138 197ZM184 196H186V197H184ZM159 197L161 199H159ZM153 198H154V200H153ZM120 199H122V200L120 201ZM124 199H126V200L124 201ZM143 199H145V201ZM132 200H134V201H132ZM138 200H141V201L143 200V203L139 202ZM156 200L159 202H157ZM138 202L140 203V206H139ZM185 202H186V204H190L189 206L191 208H194L195 212H193L191 210H183L181 212V210H182L181 206ZM125 203H126V205H124ZM128 203H129V205L127 206ZM130 203H132L133 206ZM122 205H124L126 208H124V206H122ZM99 206H100V204H99ZM105 206H107V207L109 206L107 202L105 203ZM90 207H92V206L90 205ZM119 207H120V209H119ZM133 207H135V209ZM125 209H127V210H125ZM29 211H31L32 213L30 215L28 214V216H30V217H27L26 214ZM189 211L191 214L189 213ZM122 212H124V213H122ZM186 212H187V214H190V216L188 215V217H187ZM182 214L185 215L186 217L183 216ZM192 214H193V217H192ZM184 221H186V223H184ZM259 222H262V223L258 224ZM124 226H125V228H124ZM255 227H256V229H259V228L261 229V234L263 235V237H262V235H261V237H258V238L253 237V234L256 232V229H255V232L253 231ZM117 228H119V229L117 230ZM121 228L123 230L125 229L126 233H124L125 231H123ZM120 229L122 230V232ZM9 230H10V232H9ZM174 230H175V232H177V234L180 236V238H182L179 240L180 242L176 241V239L174 238L175 237L173 235ZM212 230H215L213 234H212ZM8 237H9V239L7 240ZM155 237H157V238H155ZM158 237H159V240H162V242L160 244L155 243V240H157ZM244 237H246L245 239H247V240L249 239V241H252L253 239H255L252 242H255L257 240V242L260 244H258L257 242H256L257 244L256 243L252 244V242H251V244H248L250 242H248L247 240H246V243H243ZM81 238L82 239L84 238V239L81 240ZM250 238H252V240ZM260 238H261V241H260ZM140 239L142 240V242H145V240H148V241L145 242L146 244L145 243L143 244ZM151 239H152V241H149ZM258 239H259V241H258ZM138 240H140L141 243ZM237 240H238V242H237ZM122 241L123 242L125 241L126 243L125 242L123 243ZM133 241H135V242H133ZM166 242H169L170 244L166 243ZM261 242H262V244H261ZM110 243H112V244H110ZM114 243L117 245H115ZM134 243H136L137 245ZM148 243H150V244H148ZM187 243L188 244L190 243L191 246L188 245ZM247 244H248V246H247ZM35 245H37L38 249H40V250L36 251L34 249ZM138 245L140 248H142L144 250L141 249V251H140V248L138 247ZM142 245H143V247H142ZM149 245H151L152 248L151 247L148 248ZM250 245H252V246L250 247ZM253 246H255V248L252 249ZM119 247L121 250L119 249ZM144 247H146V248H144ZM248 247H249V249H248ZM257 248H259L260 251H259V249L257 250ZM263 248H264V245H263ZM147 249H149L150 251L152 250V251L149 252ZM154 249H155V251H154ZM161 249L164 250L165 252L164 251L162 252ZM167 249L171 252H169ZM239 249H241V250H239ZM250 249L252 251H250ZM112 251L113 252L115 251V252L112 253ZM139 251L142 253H140ZM157 251H158V253H157ZM148 252L151 254L148 255ZM159 252L162 254H159ZM240 252H241V255L245 254V256L243 255L244 258L247 256V259L245 258L246 260L242 259L243 256L241 257V255H239ZM259 252H261V254ZM131 253H132V255H131ZM253 253H255V254L259 253V255H260V257H258L259 255L254 254L255 256H257L256 257V261H257L256 263L254 262L255 257L253 255ZM125 254H126V256H125ZM155 254H156V256H155ZM157 254L160 255L159 256L160 258L158 257ZM221 254H224V255H221ZM135 255H137L138 257ZM141 255H143V257ZM248 255H250V256L248 257ZM97 256L98 257L100 256L99 257L100 259ZM105 256H106V258H105ZM147 256L148 257L150 256V259ZM165 256H167V257H165ZM2 257H4V258L1 259ZM103 257L105 259H103ZM236 258H238V259H236ZM36 259H38V260H36ZM240 259L243 261H240ZM258 259L259 260L262 259L263 261L260 262ZM95 260H97V261H95ZM98 260L99 261L101 260L100 263L98 262ZM145 260H146V263H145ZM152 260L153 261L155 260V261L153 262ZM157 260H159V262H157ZM230 260H231V262H230ZM235 260H238L239 262L235 261ZM121 263H119V264H121Z\"/></svg>","mask_w":264,"mask_h":264},{"label":"flooded vegetation","instance_id":"3","mask_svg":"<svg viewBox=\"0 0 264 264\" xmlns=\"http://www.w3.org/2000/svg\"><path fill=\"white\" fill-rule=\"evenodd\" d=\"M175 30H178L177 28Z\"/></svg>","mask_w":264,"mask_h":264}]
</instances>
